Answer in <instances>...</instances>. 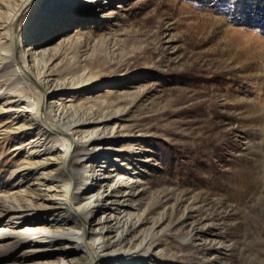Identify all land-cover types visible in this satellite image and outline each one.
<instances>
[{"label":"rangeland","instance_id":"rangeland-1","mask_svg":"<svg viewBox=\"0 0 264 264\" xmlns=\"http://www.w3.org/2000/svg\"><path fill=\"white\" fill-rule=\"evenodd\" d=\"M34 5L25 24L44 30L45 48H59L51 68L78 80L90 71L84 90L61 91L66 105L112 118L99 150L108 170L164 219L140 264H264V0ZM64 30L70 41L59 46ZM3 132L0 194L30 156L25 145L3 149ZM8 232L0 264H29L13 243L25 235Z\"/></svg>","mask_w":264,"mask_h":264},{"label":"bare ground","instance_id":"bare-ground-1","mask_svg":"<svg viewBox=\"0 0 264 264\" xmlns=\"http://www.w3.org/2000/svg\"><path fill=\"white\" fill-rule=\"evenodd\" d=\"M36 2L0 0L3 149L16 152L25 145L30 154L13 170L18 178L11 190L0 194V246L15 231V237L25 235L13 242L26 250L24 262L50 255L57 261L50 264H140L139 255L154 249V230L164 219L156 220V205L135 204L137 191L117 169L108 170L99 150L112 118L102 110L82 115L66 105L69 96L61 91L84 90L90 71L78 80L51 68L59 48H45L38 41L44 30L25 24ZM61 37L59 46L71 34L64 30Z\"/></svg>","mask_w":264,"mask_h":264}]
</instances>
